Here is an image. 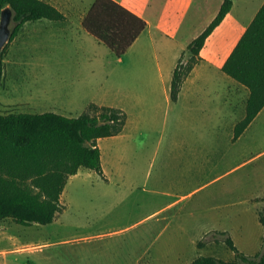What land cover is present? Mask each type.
Here are the masks:
<instances>
[{
	"label": "rangeland",
	"instance_id": "374dc122",
	"mask_svg": "<svg viewBox=\"0 0 264 264\" xmlns=\"http://www.w3.org/2000/svg\"><path fill=\"white\" fill-rule=\"evenodd\" d=\"M83 5L78 2L74 8L81 10ZM150 7V20L158 24L159 32L150 35L152 42L145 41V37L140 42L149 62L142 72L145 85L139 82L138 72H121L116 61L108 62L107 48L86 32H63L59 24L47 20L28 22L8 43L3 55L0 112L77 117L86 111L87 104L112 100L119 91L128 95L150 91L161 107L157 108L158 117L152 127L154 134L145 147L150 148L144 152L138 171L147 174L146 181L157 183L161 191L191 195L161 214L160 217L173 218L168 227L155 226L153 217L139 222L154 208L170 201L169 197L156 196L157 203L150 202V195L142 191V175L131 196L116 208L123 210L118 227L128 228L120 235L93 242L88 258L96 262L95 254L100 255L106 247L110 259L120 254L123 259L128 256L133 260L145 253V258L161 260L162 264H189L200 256L243 264L236 260L224 238L229 236L236 249L247 257L264 251V229L259 220L264 213V110L233 145L228 127L206 133L196 129L191 132L184 121L177 124L160 96L155 56L161 57L162 63L164 42L171 40L165 35L170 19L182 13L170 0H151ZM170 53L167 51V55ZM227 81L232 80L227 77ZM238 116L236 113L235 118ZM207 137L215 163L209 168L204 164L206 147L201 143ZM192 140L195 144L190 173L187 170L192 163ZM136 152L132 147L130 156ZM94 173L82 168L68 183L62 203L69 208L51 225L22 226L10 219L0 221V250L6 251L0 254V264H26V253L14 252L17 246L72 237L88 227L101 208L91 207L89 200L84 205L75 191L91 188ZM198 241L202 243L199 248ZM44 253L50 259L44 264H62V260L67 264L70 258L68 250L59 247L45 249Z\"/></svg>",
	"mask_w": 264,
	"mask_h": 264
},
{
	"label": "crops",
	"instance_id": "0c3cea01",
	"mask_svg": "<svg viewBox=\"0 0 264 264\" xmlns=\"http://www.w3.org/2000/svg\"><path fill=\"white\" fill-rule=\"evenodd\" d=\"M41 1L56 8L64 17L60 22L47 20L48 22L59 24L63 32H85L82 28V20L94 0ZM113 1L145 21L146 26L120 59H113L114 56L108 49L105 51V57L108 62L112 60L116 61L121 68V72H123V70L127 74L138 72L139 82L145 85L146 78L144 75L142 76V72L149 62L146 59V52L142 48L140 42L144 37L145 41L149 40L152 42L150 35L154 32H159L158 24L150 20L151 0ZM170 1L175 7L179 6V10L182 14H180L178 18L171 17L170 19L169 32L165 35L170 37L171 40L164 42L162 63L160 62L161 57L159 59V57L157 58V56H155L156 74L162 89V94L160 96L163 98L165 110L172 112L173 118L177 124L184 121V124L189 127L191 132H194V129H196L209 133L211 130L214 131L215 129L227 130L228 127L232 132L230 144H236L241 140L244 135L243 133L251 128L256 118L264 110V106L243 133L236 140H233V130L235 125L244 117L245 103L249 92L245 87L235 82L233 79L230 78L233 82L227 81L228 76L222 72L221 67L260 7L263 5L264 0L233 1L230 11L205 40L199 52V61L182 82L175 102L170 100L169 90L172 74L179 58L181 55L186 54L188 44L199 36L215 18L224 0ZM78 2H83L85 4L81 10L74 8L75 3ZM43 26H47V24ZM47 27H50V25ZM167 51H171V53L167 55ZM111 99L112 100H109L110 102L106 100L105 102L89 104L122 110L127 117L126 124L119 135L98 139L96 141V145L100 152L102 173L101 175L94 173L95 176L93 181H91V188L82 187L77 188L75 191L76 195H78V197L80 196L83 200L84 205H86L84 201L89 200V205L95 209L101 208V212L96 214V219L92 223L91 221L89 222L88 227L83 228L82 231L75 233L72 237H58L52 241H36L30 244L27 243L17 246L14 252L18 254L26 253V264L47 263L50 259L45 255L44 251L51 247H59L68 250L70 258L67 264H162L161 260L159 261L157 259L156 262L155 259L145 258V253L133 260H129L128 256L127 259H123L120 254L119 257L110 259L107 256L108 253L106 254V247H104L100 255L95 254L94 259H96V262L92 261L90 257L88 258L93 242L120 235L128 228V226L118 227L122 220L121 213L123 210L118 211L116 208L123 200L131 196L134 187L138 186L140 183L136 180L140 179L142 175V191L150 195V202H155L156 204V196L169 197L170 201L165 206H157V209L154 208L149 215L138 220L139 222L153 217L155 226L168 227L169 223L171 224L173 221V218L160 217L161 214L177 205L181 200H185L186 196L191 195V192L174 195L170 194L168 191H161L157 183H149V181H146L147 174H142L138 171L144 160L142 158L144 152L148 151L150 148L145 149L149 137L154 134L152 127L158 117V114H156L158 112L157 108L160 109L161 107V105L158 107L155 103L154 95L150 91L130 95L119 91V94L115 96L113 94ZM89 104H87V106ZM236 113L240 115L237 118H235ZM199 137L200 136H198L196 141H198ZM191 142H193V140ZM201 143L202 146L206 147L204 164H206V168H209L211 164L215 165L209 151V137H207L206 141L203 139ZM194 144L193 142L190 145L189 154L191 162L193 159L192 153ZM132 147H135L137 152L136 155L130 156ZM129 163L133 165L129 166ZM192 164L193 162L190 163L187 172H192ZM80 170L81 169H79L74 176L67 179L59 199L64 209L55 216L52 223L58 220V217L63 215L62 213L69 208L68 205H63L62 197L68 183L76 178ZM90 172L93 173V171ZM158 203H160V200H158ZM135 237L136 236L133 237L134 240L137 238ZM9 240L14 239L10 238ZM198 242H196V246ZM0 254H6V251L0 250ZM62 264L66 263L62 260Z\"/></svg>",
	"mask_w": 264,
	"mask_h": 264
},
{
	"label": "trees",
	"instance_id": "16d2710c",
	"mask_svg": "<svg viewBox=\"0 0 264 264\" xmlns=\"http://www.w3.org/2000/svg\"><path fill=\"white\" fill-rule=\"evenodd\" d=\"M233 1H223L215 18L188 44V57L179 58L170 82L172 102L177 100L182 82L198 63L205 40L230 11ZM6 6L13 11L12 33L0 51V86L4 52L22 26L37 20L64 19L56 8L41 0H0V11ZM145 26V21L113 0H94L82 20L84 31L116 59L125 54ZM221 70L249 92L244 117L233 130L236 140L264 106V3ZM126 120L122 110L95 104H89L77 117L0 112V221L10 219L22 226L51 224L64 209L59 199L67 179L82 168L101 175L96 141L119 135ZM259 220L264 229V213ZM224 241L237 261L264 264V251L247 257L236 249L229 236ZM201 244L198 242L197 246ZM189 264L229 263L200 256Z\"/></svg>",
	"mask_w": 264,
	"mask_h": 264
},
{
	"label": "water",
	"instance_id": "95a60500",
	"mask_svg": "<svg viewBox=\"0 0 264 264\" xmlns=\"http://www.w3.org/2000/svg\"><path fill=\"white\" fill-rule=\"evenodd\" d=\"M13 11L9 6L0 11V51L6 45L12 33Z\"/></svg>",
	"mask_w": 264,
	"mask_h": 264
}]
</instances>
